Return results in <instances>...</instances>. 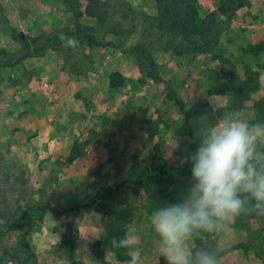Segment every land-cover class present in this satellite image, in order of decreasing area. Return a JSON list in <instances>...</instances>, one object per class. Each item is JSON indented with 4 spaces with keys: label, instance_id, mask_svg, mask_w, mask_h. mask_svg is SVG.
I'll return each mask as SVG.
<instances>
[{
    "label": "rangeland",
    "instance_id": "374dc122",
    "mask_svg": "<svg viewBox=\"0 0 264 264\" xmlns=\"http://www.w3.org/2000/svg\"><path fill=\"white\" fill-rule=\"evenodd\" d=\"M104 1L114 5L111 17L121 20L119 32L106 31L86 15L81 24L93 26L99 38L122 42L123 47L152 42L154 59L167 66L162 70L161 65V81L141 72L134 56L112 46L90 47L77 39L75 47L51 46L40 55L0 67V211L11 213L18 205L49 206L24 235L38 264H70L67 250L60 247L64 234L71 237L76 264H105L106 233L99 213L88 203L98 188L148 171L155 147L169 166H181L187 143L181 108H210L215 123L225 112L264 123L253 114V103L264 99L262 57L241 50L264 40V0H250L230 19L222 17L226 29L218 45L221 57L229 59L239 80L251 76L259 85L237 111L229 110L230 93L208 92L226 83L229 64L207 52L175 55L165 48V38L149 35L154 30L145 16L155 15V0ZM217 1L198 0L200 17ZM0 10L8 25L0 22L1 64L13 61L21 49L11 29L43 38L73 29L63 0H0ZM178 56L180 60L171 61ZM113 71L124 77L117 88L108 84ZM125 189L133 207L129 225L138 237L141 264H166L150 223L156 209L148 207L146 189L132 184ZM76 205L85 206L76 210ZM0 227L6 229L8 224L0 221ZM17 236V231L8 232L2 245H12ZM213 239L218 264H264L263 219L252 220L248 227L224 220ZM98 240L101 254L92 246ZM186 247L190 253L193 235ZM128 260L119 261L111 252L108 264Z\"/></svg>",
    "mask_w": 264,
    "mask_h": 264
},
{
    "label": "trees",
    "instance_id": "16d2710c",
    "mask_svg": "<svg viewBox=\"0 0 264 264\" xmlns=\"http://www.w3.org/2000/svg\"><path fill=\"white\" fill-rule=\"evenodd\" d=\"M120 0H116L118 2ZM198 0H155L156 13L152 16H145L157 34L158 39H166L165 48L172 49L175 55L190 54L197 52H207L212 54V58L220 59L230 65L231 72L226 83L215 85L208 89L209 94H220L228 92L231 95L229 110H241L250 94L258 89V82L255 78L248 76L239 80L233 73V65L229 59L221 57L218 51V45L223 31L226 29L225 17L230 19L238 9L248 7L250 0H218L216 7L200 17L197 9ZM66 9L72 16L73 29L66 28L59 33H54L48 37H31L20 33L16 29H11V37L21 45V49L16 53L13 61L0 63L13 66L24 58L37 56L48 47H63V43L58 37L64 34L68 37H74L77 40L87 42L88 46H112L122 52L135 57L141 72H147V77L154 81H161L160 66L154 59L152 42L141 41L138 44L129 47H123L122 42L113 40H104L99 38L94 27L83 25L80 22L82 16L94 18L96 23L108 32L117 34L121 28V20H112L113 4L104 0H63ZM113 5V6H112ZM83 7V8H82ZM132 13L133 9H129ZM127 14L122 13L124 20ZM107 21L110 28L107 27ZM0 22L8 28L7 19L0 10ZM155 34V35H156ZM43 38V39H42ZM243 53L262 57V69L264 70V40H259L249 44L242 49ZM124 81L123 75L118 71H113L109 75L108 84L111 88L119 87ZM182 114L181 131L185 138L186 154L194 152L203 137L204 133L215 124L214 115L210 108H199L192 106L190 108L180 109ZM253 114L257 120L264 119V99H259L253 103ZM211 120L210 125L206 122ZM71 160V159H69ZM191 165L171 167L164 158L161 150L154 148L149 170L133 179H123L114 185H105L95 191L94 197L88 203L93 205L96 212L100 215V224L106 233V243L111 252L119 261L130 259L126 255L125 249L112 248V239L124 236L126 227L131 223L133 216V207L126 192V185L132 184L146 189L148 194V207L157 209L165 203L182 202V198L187 194V187L191 184ZM243 198V194H242ZM254 201L247 200L241 214L234 218V226L248 227L252 220H264V216H257L258 211L253 207ZM85 205H76L74 209L79 210ZM48 205H27L22 208L20 205L11 213L0 211L1 223H7L8 227H0V264H38L35 254L30 250L24 235L31 230L35 220H40ZM245 218V219H244ZM245 220H247L245 222ZM10 231H17L18 236L12 245H2L3 239ZM215 233L196 230L193 233V249L189 253L194 259L197 251H207L214 254ZM101 241H95L92 246L98 254ZM60 247L67 250L66 258L70 264H76L74 258V245L70 235L62 236Z\"/></svg>",
    "mask_w": 264,
    "mask_h": 264
},
{
    "label": "clouds",
    "instance_id": "9594fccd",
    "mask_svg": "<svg viewBox=\"0 0 264 264\" xmlns=\"http://www.w3.org/2000/svg\"><path fill=\"white\" fill-rule=\"evenodd\" d=\"M64 47H75L74 37L60 34ZM264 80V76L261 77ZM264 123L225 112L203 135L194 152L179 161L191 165V186L182 202L165 203L151 215L159 238L160 257L166 264H218L215 254L197 251L193 259L186 241L194 231L215 233L221 222L238 217L247 200L254 201L257 216H264ZM243 194V198H242ZM138 237L131 225L124 236L112 239V248L125 249L128 264H141ZM111 250L106 252L108 264Z\"/></svg>",
    "mask_w": 264,
    "mask_h": 264
},
{
    "label": "crops",
    "instance_id": "0c3cea01",
    "mask_svg": "<svg viewBox=\"0 0 264 264\" xmlns=\"http://www.w3.org/2000/svg\"><path fill=\"white\" fill-rule=\"evenodd\" d=\"M214 7H212L211 9H213ZM210 9V10H211ZM178 60H180V56H178V57H176V58H174L173 60H171V61H178ZM161 63V62H160ZM159 64V63H158ZM161 65H162V70H163V68H167V66L166 65H163V63H161ZM161 65L159 64V66H160V68H161ZM168 66H170V65H168ZM175 67H177L176 65H175Z\"/></svg>",
    "mask_w": 264,
    "mask_h": 264
},
{
    "label": "built area",
    "instance_id": "2783aa9c",
    "mask_svg": "<svg viewBox=\"0 0 264 264\" xmlns=\"http://www.w3.org/2000/svg\"><path fill=\"white\" fill-rule=\"evenodd\" d=\"M47 87V84L45 83V84H43V88H46Z\"/></svg>",
    "mask_w": 264,
    "mask_h": 264
}]
</instances>
